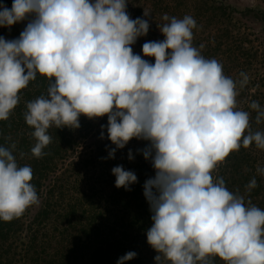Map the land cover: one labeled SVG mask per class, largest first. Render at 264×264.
Instances as JSON below:
<instances>
[{"label":"clouds","instance_id":"9594fccd","mask_svg":"<svg viewBox=\"0 0 264 264\" xmlns=\"http://www.w3.org/2000/svg\"><path fill=\"white\" fill-rule=\"evenodd\" d=\"M128 0H13L0 4V27L28 20L18 39L0 36V121H7L20 93L37 74L47 78V94L27 102L24 119L34 129L31 149L42 158L51 143L48 130L80 127L81 116H107L115 158L132 139L148 142L142 152L155 176L144 196L152 213L147 242L155 262L264 264V210L234 194L213 173L231 153L253 144L264 150V132L250 128V113L237 108V82L223 65L193 46L197 28L191 15L169 17L158 26L162 41L132 45L147 36V19H132ZM148 17L147 13H144ZM30 18V19H29ZM201 48L203 45L200 46ZM240 87L248 82L241 72ZM256 122L264 108L253 101ZM104 138L103 126L101 139ZM11 148L0 146V220L19 218L39 203L32 168L20 166ZM129 159H132L129 152ZM264 174V169L257 168ZM115 186L129 190L133 171L112 169ZM257 187L256 179L246 186ZM128 252L117 264H127Z\"/></svg>","mask_w":264,"mask_h":264},{"label":"trees","instance_id":"16d2710c","mask_svg":"<svg viewBox=\"0 0 264 264\" xmlns=\"http://www.w3.org/2000/svg\"><path fill=\"white\" fill-rule=\"evenodd\" d=\"M12 3L0 0L9 9ZM127 12L132 19L149 22L147 36L138 38L132 49L153 64V57L143 56L142 46L164 39L158 28L166 23L163 15H191L197 24L193 46L205 58L223 65L224 74L237 82V108L250 113L253 132H264V118L258 124L257 113L250 107L256 101L264 108V32L244 21L253 15L264 30V11L239 10L220 0H128ZM27 23L25 20L11 28L0 27V36L18 39ZM241 72L248 76L243 87L239 84ZM48 86L47 78L37 74L36 80L20 93L18 106L9 119L0 121V146L15 145L13 155L18 165L32 168L31 183L39 198V203L21 217L10 222L0 220V264H117L130 251L137 256L127 264H156L158 253L147 242L153 222L143 187L155 176V170L139 151L148 147V142L132 139L116 150L114 159H108L115 145L108 139L107 116H81L78 129L51 127V143L43 150L46 154L35 158L31 153L36 143L31 135L34 129L26 124L24 113L27 102L46 95ZM116 166L136 174L137 182L129 190L115 186L112 169ZM258 167L264 169V150L253 144L231 153L213 177H223L226 187L243 196L246 204L250 200L264 210V174L257 171ZM253 177L257 187L249 191L246 186ZM209 261L226 264L219 257H210ZM160 264L169 262L162 259Z\"/></svg>","mask_w":264,"mask_h":264},{"label":"rangeland","instance_id":"374dc122","mask_svg":"<svg viewBox=\"0 0 264 264\" xmlns=\"http://www.w3.org/2000/svg\"><path fill=\"white\" fill-rule=\"evenodd\" d=\"M226 5H230L231 7H234L239 10H244V9H252L255 12L256 11H264V0H220ZM181 2V0H180ZM183 9V7H182ZM147 13L150 15V11L147 8ZM146 13V12H145ZM247 23H249L252 27L256 29V31L262 33L264 32L263 30V25L261 22L256 19L255 16L251 15L244 19Z\"/></svg>","mask_w":264,"mask_h":264}]
</instances>
